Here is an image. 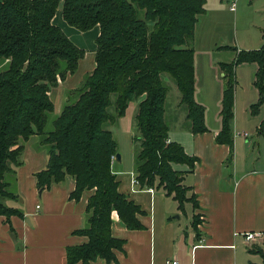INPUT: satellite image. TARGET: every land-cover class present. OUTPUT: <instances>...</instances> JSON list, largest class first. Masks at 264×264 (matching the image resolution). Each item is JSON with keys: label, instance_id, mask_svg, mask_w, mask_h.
Listing matches in <instances>:
<instances>
[{"label": "trees", "instance_id": "16d2710c", "mask_svg": "<svg viewBox=\"0 0 264 264\" xmlns=\"http://www.w3.org/2000/svg\"><path fill=\"white\" fill-rule=\"evenodd\" d=\"M59 2L68 25L79 31L98 25L99 31L93 68L66 92L61 110L45 130L53 108L50 89L74 72L84 53L51 22ZM203 5L204 0H0V215H22L3 201L17 198L12 182L21 163L22 141L36 134L47 152L45 166L34 173L38 190L65 175L74 181L70 198L93 190L86 200L84 226L74 230L87 240L65 247V264L114 259L113 250H120L122 241L110 233L111 211L126 228L141 227L136 218L141 210L117 191L110 169L116 142L105 127L121 117L135 98L139 100L134 115L137 133L132 137L136 142L134 184L162 190L176 201L178 209L186 201L195 204L190 187L182 183L195 158L168 139L164 121L167 86L162 76L167 75L178 90L190 132L205 131L203 106L193 99V51L188 42ZM234 50L233 62L219 66L227 82L220 98V129L214 135L216 143L228 146L227 165L233 152L235 65H256L252 86L257 99L249 105L250 115L264 106V41L256 49ZM111 103L113 114L107 110ZM263 132L264 107L257 128L258 134ZM247 251L257 253L259 264H264V241Z\"/></svg>", "mask_w": 264, "mask_h": 264}, {"label": "crops", "instance_id": "0c3cea01", "mask_svg": "<svg viewBox=\"0 0 264 264\" xmlns=\"http://www.w3.org/2000/svg\"><path fill=\"white\" fill-rule=\"evenodd\" d=\"M51 22L84 51L74 72L59 80L49 91L52 115L55 116L62 108L66 92L75 88L93 68L95 48L88 52L83 46L87 38L95 40L99 30L98 25H94L88 30L77 31L63 20L61 8L55 10ZM260 39L257 48L263 43L264 35L261 34ZM240 64L249 67L253 79L256 65L251 62ZM252 88L257 99V92ZM220 98L221 93L215 116L205 115L203 106L206 130L199 133L190 132L186 108L180 103L179 94L174 95L171 104L164 101L168 139L180 144L187 155L195 158L191 171L182 176V183L190 187L195 204L186 201L183 209H178L176 201L162 190L139 188L134 184L132 159L136 147L133 148L132 137L136 133L133 119L138 101H133L134 107L130 109L132 120L130 115L129 122L127 120V107L116 119L119 161L112 158L110 169L117 181V191L141 210L136 214L141 227L126 228L111 211L110 233L121 239V249L113 250V260L95 258L87 264H164L166 260H174L176 264L260 263L259 255L247 249L261 246L264 241V151L261 152L264 132L257 133L263 109L250 115L248 108L254 102L247 103L246 118L254 120L252 133L237 130L236 116H232L233 152L232 161L227 165L224 161L228 146L214 141V135L220 129ZM193 99L200 105L204 103V97L198 98L196 94L195 71ZM215 99L214 96L213 101ZM20 160L12 182L17 198L3 202L18 209L22 215L7 218L0 215V264H65V247L87 240L74 230L84 226L85 204L93 190H83L78 198H70L74 181L69 175L38 190L34 173L45 166L47 152L36 134L22 141ZM175 168L184 169V166L176 165ZM186 208L191 215L181 219L180 213L184 214ZM246 233H256L258 238L245 241ZM74 264L82 263L78 260Z\"/></svg>", "mask_w": 264, "mask_h": 264}, {"label": "rangeland", "instance_id": "374dc122", "mask_svg": "<svg viewBox=\"0 0 264 264\" xmlns=\"http://www.w3.org/2000/svg\"><path fill=\"white\" fill-rule=\"evenodd\" d=\"M231 4H233L232 10L229 9ZM203 6L204 12L197 16L192 39L188 42L193 51L196 94L198 98L204 97L202 106L205 107V115L215 116L219 94L227 82V77L221 75L223 71L220 70L219 66L222 63L230 64L233 62L236 54L234 49L247 51L257 48L258 42L261 40L260 35L264 33V0H204ZM57 8L60 10V2ZM83 47L88 52L91 48H95L94 38H87ZM239 64L233 68V117L236 116L237 130H250L252 133L254 120H247L246 109L250 102H255L256 93L251 86L252 79L249 67L246 64ZM162 78L167 86L166 104H171L174 95L179 94V92L167 75H163ZM214 96L215 101H213ZM110 98L113 100V95ZM138 99L131 100L127 106L128 122L129 115L131 120L133 117L130 114V109H133L135 104L133 101H138ZM263 107L262 105L259 109H263ZM107 110L109 113H114L113 103L108 106ZM53 117L50 113L45 130L51 128L50 121ZM116 125L115 120L112 124L105 126L110 130L115 142L119 135V128ZM135 132L137 133L136 130ZM134 146L136 147V142H133V148ZM262 151H264V147ZM117 153L119 154L118 151ZM254 155H257L256 151ZM185 213H180L181 219H184L185 216L190 217L188 208H186Z\"/></svg>", "mask_w": 264, "mask_h": 264}, {"label": "built area", "instance_id": "2783aa9c", "mask_svg": "<svg viewBox=\"0 0 264 264\" xmlns=\"http://www.w3.org/2000/svg\"><path fill=\"white\" fill-rule=\"evenodd\" d=\"M230 10L233 9V4H231V6L229 7ZM113 158V156H111V159ZM134 181V180H133ZM135 182V181H134ZM258 238L256 233H246L244 234V239L245 241H249V240H256ZM164 264H176V262L174 260H166Z\"/></svg>", "mask_w": 264, "mask_h": 264}, {"label": "water", "instance_id": "95a60500", "mask_svg": "<svg viewBox=\"0 0 264 264\" xmlns=\"http://www.w3.org/2000/svg\"><path fill=\"white\" fill-rule=\"evenodd\" d=\"M113 159L119 161V154L117 152L113 155Z\"/></svg>", "mask_w": 264, "mask_h": 264}]
</instances>
